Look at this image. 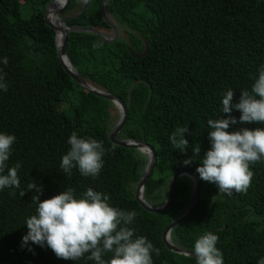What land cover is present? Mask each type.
<instances>
[{"label": "trees", "instance_id": "1", "mask_svg": "<svg viewBox=\"0 0 264 264\" xmlns=\"http://www.w3.org/2000/svg\"><path fill=\"white\" fill-rule=\"evenodd\" d=\"M52 1L0 0V74L8 86L0 90V133L17 138L8 165H21L20 187L0 190V264H95L87 254L78 261L63 260L46 245L23 244L26 220L38 206L32 201L35 191H28L32 182L43 187L41 202L67 188H74L77 198L88 188L107 194L111 206L138 214L129 227L160 250L159 256L152 253L153 264H196L195 258L168 250L162 240L166 227L190 203V180L176 182L172 204L163 213L139 205L135 188L145 157L110 143L116 109L82 89L61 66L55 32L45 20ZM103 1L90 0L77 16L84 1L71 0L59 15L67 26L95 29L108 38L112 30L102 16ZM105 11L117 38L105 42L95 34L70 32L66 56L88 84L125 103L128 118L118 139L154 149L156 164L143 196L159 206L174 173L187 169L199 176L196 169L211 148L207 121L227 118L223 94L232 89L233 104L238 103L241 91H251L258 78L264 65V0H110ZM48 18L56 24L54 15ZM231 115L239 121L241 113L233 109ZM177 127L188 128L186 153L171 144ZM243 127L255 130L264 124L237 123L228 131ZM73 132L103 143V168L95 179L82 176L78 168L70 176L60 168ZM197 144L201 153L194 158ZM250 167L254 178L247 194L228 196L200 179L194 210L172 230V242L193 251L195 241L212 232L219 237L216 247L224 264H257L264 257V161Z\"/></svg>", "mask_w": 264, "mask_h": 264}, {"label": "clouds", "instance_id": "2", "mask_svg": "<svg viewBox=\"0 0 264 264\" xmlns=\"http://www.w3.org/2000/svg\"><path fill=\"white\" fill-rule=\"evenodd\" d=\"M60 17V15H59ZM61 18V17H60ZM7 64V58L2 61ZM2 72V70H0ZM4 76L0 74V90L7 91ZM234 91L223 94L222 113L218 119L207 121L211 148L202 157L196 171L200 179L215 184L219 193L231 196L233 192L247 194L252 185L254 172L251 165L264 161V128L250 130L243 127L229 132L232 125L240 123L264 124V65L258 69L251 91H241L238 103L233 104ZM233 109L241 113L239 121L231 115ZM187 127H177L170 136L175 149L186 153L189 142L184 138ZM15 135L0 133V190L19 188L18 170L21 165L9 167ZM70 150L62 156L60 168L67 175L74 168L84 177L93 179L103 168L105 148L101 141L79 137L73 132L68 139ZM201 146L193 147V157H199ZM191 160L185 161L190 164ZM7 170V174H4ZM35 191L32 201L37 203L36 214L26 220L28 232L22 237L23 244L31 243L50 248L57 258L78 261L87 254L95 264H153L152 253L160 254L158 248L146 237L136 236L130 228L138 215L110 205L107 194L88 188L77 198L74 188H67L51 199L40 201L43 187L34 182L28 191ZM11 194H15L14 192ZM22 196L25 192L21 193ZM219 237L212 232L201 235L194 244L196 264H224L223 254L216 247ZM111 253V259L103 257ZM257 264H264V257Z\"/></svg>", "mask_w": 264, "mask_h": 264}, {"label": "water", "instance_id": "3", "mask_svg": "<svg viewBox=\"0 0 264 264\" xmlns=\"http://www.w3.org/2000/svg\"><path fill=\"white\" fill-rule=\"evenodd\" d=\"M57 1L59 0H53L46 7L45 20L47 22V25L55 32L57 56L61 66L63 67L64 71L71 77V79L75 81L82 89L93 95H96L100 98L110 101L114 106V108L116 109L118 113V119L109 133L108 138L110 143L116 146H120L122 148L137 150L140 154H142L141 153L142 149L146 151V155L142 154L145 157L146 162L143 168L142 175L139 178L135 188L136 201L145 211L149 213H154V214L163 213L172 204L176 182L181 177H187L190 180L191 190H192L190 203L187 209L184 211V213H182L179 217H177L166 227L162 235V240L165 247L171 252L178 255L186 256L188 258H195V254L193 253V251L183 249L172 242L171 232L176 226H178L183 221H185L189 217V215L193 212L201 189V181L199 176L196 173L187 169H182L174 173L170 179L167 196L164 203L159 206H152L149 203H147L143 196V190L146 181L152 176L154 166L156 164V153L154 149L146 143L136 141L133 139H118V134L121 132L128 118V111L125 103L116 96L106 93L105 91L99 90L88 84L85 80L81 78L78 71L71 65V63L69 62L66 56L65 48L67 44V35L70 32H85V33L95 34L105 42H112L117 38L118 30L115 27V25L109 20V18L107 17V13L105 11L106 4L110 0H104L102 2L101 11H102L103 19L108 23V25L112 30L111 39L105 37L101 32L95 29H83L79 27L67 26L65 22L66 19L60 18L59 14L68 7L71 0H61V5L55 6ZM83 1H84L83 9L77 16H80L86 10L90 0H83ZM51 14L54 15L56 19L59 20L58 25L54 24L51 20H49L48 17Z\"/></svg>", "mask_w": 264, "mask_h": 264}, {"label": "bare ground", "instance_id": "4", "mask_svg": "<svg viewBox=\"0 0 264 264\" xmlns=\"http://www.w3.org/2000/svg\"><path fill=\"white\" fill-rule=\"evenodd\" d=\"M60 1H61V0H59V1L56 2V6H58V4L60 3ZM58 22H59V20L56 19V24H57V25H58ZM141 153H142L143 155H146V151H145L144 149L141 150Z\"/></svg>", "mask_w": 264, "mask_h": 264}, {"label": "rangeland", "instance_id": "5", "mask_svg": "<svg viewBox=\"0 0 264 264\" xmlns=\"http://www.w3.org/2000/svg\"><path fill=\"white\" fill-rule=\"evenodd\" d=\"M116 112H117V111H116ZM117 114H118V113H117ZM115 123H116V122H115ZM115 123H114V124H115ZM141 162H143V160H141ZM145 162H146V160L143 162V167H144V165H145Z\"/></svg>", "mask_w": 264, "mask_h": 264}, {"label": "flooded vegetation", "instance_id": "6", "mask_svg": "<svg viewBox=\"0 0 264 264\" xmlns=\"http://www.w3.org/2000/svg\"><path fill=\"white\" fill-rule=\"evenodd\" d=\"M110 37L112 38V35L111 36H108V38H110Z\"/></svg>", "mask_w": 264, "mask_h": 264}]
</instances>
